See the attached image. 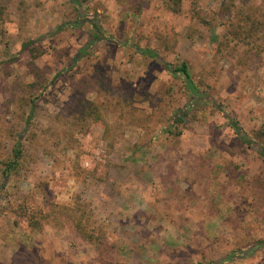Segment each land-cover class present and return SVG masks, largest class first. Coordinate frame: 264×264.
<instances>
[{
  "label": "rangeland",
  "instance_id": "rangeland-1",
  "mask_svg": "<svg viewBox=\"0 0 264 264\" xmlns=\"http://www.w3.org/2000/svg\"><path fill=\"white\" fill-rule=\"evenodd\" d=\"M80 1L0 0V264H264V0Z\"/></svg>",
  "mask_w": 264,
  "mask_h": 264
},
{
  "label": "trees",
  "instance_id": "trees-1",
  "mask_svg": "<svg viewBox=\"0 0 264 264\" xmlns=\"http://www.w3.org/2000/svg\"><path fill=\"white\" fill-rule=\"evenodd\" d=\"M72 1L75 4V6L78 8L82 5L80 0H72ZM93 25L98 32V35H99L98 39L102 38L104 36V34H103L104 32L101 28L100 23L98 22V18H93ZM135 49L137 51H139L141 54L148 55L150 57H159L160 56L158 51L155 50L154 48H147V47L144 48V47H140V46L135 45ZM165 66L173 74L180 73L183 76V78L186 80L189 88L191 89L193 95H200V89L197 86V84H195L193 77H192V74H191L190 69H189V65L186 61H182V63L180 65H177V66H173L169 62H165ZM230 122H231L232 127L235 129V132L237 134H239L243 140L250 143L251 140L246 136V132L244 131L240 122L233 117L230 118ZM261 154L264 156V147L263 146H261ZM17 155L19 156L18 152H17ZM76 226H77V229H75V230L78 231L80 233V235L85 237L87 240L94 241L93 240L94 237H93L92 233L86 229V226L84 223L82 225L80 223H78ZM234 256H235V254L232 252L229 255L227 260L230 261L231 259H233Z\"/></svg>",
  "mask_w": 264,
  "mask_h": 264
}]
</instances>
